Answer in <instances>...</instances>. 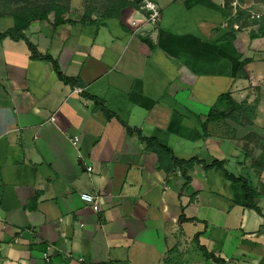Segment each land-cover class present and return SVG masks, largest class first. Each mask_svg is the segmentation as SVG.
Here are the masks:
<instances>
[{
	"label": "crops",
	"instance_id": "1",
	"mask_svg": "<svg viewBox=\"0 0 264 264\" xmlns=\"http://www.w3.org/2000/svg\"><path fill=\"white\" fill-rule=\"evenodd\" d=\"M153 1V26L132 6L81 21L82 0L61 18L73 24L29 22L28 42L75 86L25 41H0V264H264V38L235 29L226 0ZM12 27L0 19V34ZM225 95L246 110L214 108ZM137 133L223 170L165 172Z\"/></svg>",
	"mask_w": 264,
	"mask_h": 264
},
{
	"label": "trees",
	"instance_id": "2",
	"mask_svg": "<svg viewBox=\"0 0 264 264\" xmlns=\"http://www.w3.org/2000/svg\"><path fill=\"white\" fill-rule=\"evenodd\" d=\"M258 1H260V3H262V4H264V0H258ZM116 6L117 7L115 8V11H116L117 15L120 13L121 10H123L127 6H132L135 8L139 7L137 4V0H134L132 2H125V1L119 2V4H117ZM227 6H228V4L225 2L226 10L228 9ZM65 12L66 11L61 7H47L43 11V14H39L34 18L44 20L48 17V15L53 14L54 20H55V25H59V24L65 23V22H67L69 24H73L74 21H72V20L63 21L61 19ZM107 14L104 16L105 18L110 17V15H109L110 12H108ZM34 18H32V19H34ZM87 18H88V16L84 15L82 17L81 21H83ZM32 19L26 20V19H22V18L17 17V16H13L12 17L13 27L11 29L7 30L5 33L0 34V41L4 40L6 38H9L13 41H19V40L25 41L29 47L32 58L41 59V60H44L46 62L51 63L53 65V69H54L55 73L57 74L58 79L62 83L66 84V85H71V86L78 85V83L76 81L70 80V79L66 78L65 76H63L61 74V72L59 71L56 63L51 58H49L48 56H40L37 53L36 49L28 42V40L24 36L23 32L26 30L29 22ZM230 23L232 25L238 26V30L245 29L248 27V23H252V24L256 25L258 28H257V30H255V31L252 30L250 32V39L264 38V16H262L259 20L251 21V20H249V15L245 11L238 10L235 17H231ZM224 39L234 40L235 35L232 32V34L227 35L226 37H224ZM242 67H243V65L240 64L239 69H242ZM92 100L94 102L95 108L102 111L104 113V115L106 116V118L109 119L110 115L107 112V110L104 108V105L102 103H100L97 99H92ZM225 102L229 103L228 105L231 108L230 113L235 112L237 110H240V111L246 110L245 108H241V107L237 106L236 104L232 103L230 100V97L228 95L221 96L220 98H218L214 108L221 107ZM224 117L225 116L223 114H217L216 112H210L208 115V120L209 121L220 120V119H223ZM128 132L130 134L134 133L131 130H128ZM138 137H139L140 142L144 144L145 149L154 153L157 156L159 168L164 170L165 172H168L169 170L175 169V168L182 169L183 166L189 164L190 162L202 164V162H200L196 159L190 160L189 162L178 161L173 157V154L170 150L158 145L154 140L142 138L140 136V134H138ZM202 165H203V168L205 170L211 169L214 167H218L219 169L223 170V165L220 162H214L209 166H206L204 164H202ZM224 173H225L226 179H228L229 181H231L233 183L240 184L242 186V190L244 192L245 200L247 202L248 207H250L251 209H253L259 213V210L257 208L258 196H257L256 192L248 185V183L244 179H241V178L235 179L232 176L228 175L225 171H224ZM181 174L183 176H185V172L182 171ZM185 182L187 184L189 182V179L186 178ZM1 192H2V187L0 186V194H1ZM182 221H183V218L181 217L179 219V223H181ZM204 256H205V258H208V259L211 258V256L205 252H204Z\"/></svg>",
	"mask_w": 264,
	"mask_h": 264
},
{
	"label": "rangeland",
	"instance_id": "3",
	"mask_svg": "<svg viewBox=\"0 0 264 264\" xmlns=\"http://www.w3.org/2000/svg\"><path fill=\"white\" fill-rule=\"evenodd\" d=\"M123 1L129 2L128 0H82L83 10L81 13L88 17L100 18ZM69 2L70 0H0V19H12L13 16H17L29 20L43 14L47 7H61L67 12L69 11L67 7ZM234 2L237 4L236 7L232 5ZM226 3L229 16H234V10L237 13L238 10L243 9L264 14V4L258 0H226ZM257 28L256 25L248 23L245 31L257 30Z\"/></svg>",
	"mask_w": 264,
	"mask_h": 264
},
{
	"label": "built area",
	"instance_id": "4",
	"mask_svg": "<svg viewBox=\"0 0 264 264\" xmlns=\"http://www.w3.org/2000/svg\"><path fill=\"white\" fill-rule=\"evenodd\" d=\"M134 1V0H131ZM138 2V9L142 12L145 13V17L143 18L144 23L145 24H149L151 26L156 25L160 19H161V11L158 7V5L153 1V0H137ZM151 4L153 7L149 8L148 5ZM234 7H236V3L234 2L232 4ZM245 11L248 15H249V20L251 21H255V20H259L262 16H264V14H259L256 13L252 10H242ZM236 12L234 10V16H235ZM232 16V17H234ZM131 27L133 28V30L135 31H140L142 29V24H139L137 22H132L131 23ZM235 29H238V26H235ZM75 92L77 94L81 93V90H75ZM54 122V118H50V123ZM71 143L73 146H76L79 143V140L77 138H73L71 139ZM80 158V156H78ZM88 172H91V168L87 169ZM80 199L87 204H95L96 203V198L92 197V196H88V195H81Z\"/></svg>",
	"mask_w": 264,
	"mask_h": 264
},
{
	"label": "clouds",
	"instance_id": "5",
	"mask_svg": "<svg viewBox=\"0 0 264 264\" xmlns=\"http://www.w3.org/2000/svg\"><path fill=\"white\" fill-rule=\"evenodd\" d=\"M149 8L153 7L151 4L148 5Z\"/></svg>",
	"mask_w": 264,
	"mask_h": 264
},
{
	"label": "water",
	"instance_id": "6",
	"mask_svg": "<svg viewBox=\"0 0 264 264\" xmlns=\"http://www.w3.org/2000/svg\"><path fill=\"white\" fill-rule=\"evenodd\" d=\"M137 4H138V2H137Z\"/></svg>",
	"mask_w": 264,
	"mask_h": 264
}]
</instances>
